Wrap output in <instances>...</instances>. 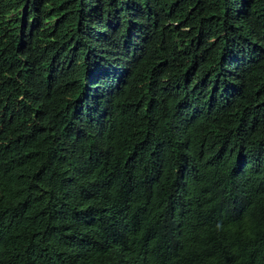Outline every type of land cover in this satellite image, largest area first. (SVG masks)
Returning <instances> with one entry per match:
<instances>
[{
  "label": "trees",
  "instance_id": "16d2710c",
  "mask_svg": "<svg viewBox=\"0 0 264 264\" xmlns=\"http://www.w3.org/2000/svg\"><path fill=\"white\" fill-rule=\"evenodd\" d=\"M0 264H264V0H0Z\"/></svg>",
  "mask_w": 264,
  "mask_h": 264
}]
</instances>
